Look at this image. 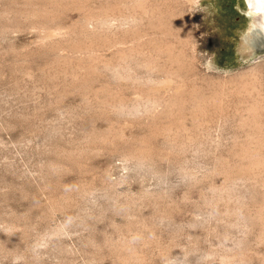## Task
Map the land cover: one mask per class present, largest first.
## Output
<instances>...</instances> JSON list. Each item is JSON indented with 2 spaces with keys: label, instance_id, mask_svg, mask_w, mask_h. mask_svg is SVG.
<instances>
[{
  "label": "rangeland",
  "instance_id": "374dc122",
  "mask_svg": "<svg viewBox=\"0 0 264 264\" xmlns=\"http://www.w3.org/2000/svg\"><path fill=\"white\" fill-rule=\"evenodd\" d=\"M247 8L0 0V264H264Z\"/></svg>",
  "mask_w": 264,
  "mask_h": 264
},
{
  "label": "bare ground",
  "instance_id": "6f19581e",
  "mask_svg": "<svg viewBox=\"0 0 264 264\" xmlns=\"http://www.w3.org/2000/svg\"><path fill=\"white\" fill-rule=\"evenodd\" d=\"M245 2H247V6L249 7V8H247V11H248V13L251 15V14H253V21L252 22H250L251 24H253L255 27H259L262 31H263V33H264V0H245ZM141 4V3H140ZM126 18H128V17H126ZM126 18L125 19H123V21L124 20H126ZM132 20V19H131ZM250 20H251V18H250ZM128 21H130V19L128 18ZM251 24H249V26H251ZM248 30H249V32H248V35H246V39L248 40V42H249V39H251V35H250V33H251V30H250V28H248ZM261 32V31H260ZM263 41V40H262ZM248 46H249V44H247V45H245V47H247L248 48ZM262 66V68H264L263 66H264V61H262V62H259V63H256V64H254L253 66H252V68L251 67H249L250 68V70H251V72L252 71H254L255 72V74H259V73H261L262 72V69L261 70H259L260 69V67ZM249 70V69H248ZM257 70H259V71H257ZM249 72V71H248ZM253 73V72H252ZM264 73V71L262 72V74ZM254 77H256V75L254 76ZM250 80H252L251 78H250ZM249 81V80H248ZM247 82V81H246ZM252 82V81H251ZM250 83V82H249ZM256 83V82H255ZM254 83V84H255ZM248 84V83H247ZM251 84V83H250ZM253 84V83H252ZM246 87H247V85H245ZM250 86V85H249ZM252 86V85H251ZM250 86V87H251ZM256 86V85H255ZM252 88V87H251ZM245 90V89H244ZM246 90H249L248 88H246ZM242 92H244V91H242ZM246 92V91H245ZM249 92V91H248ZM247 92V93H248ZM251 92V91H250ZM252 93H253V91H252ZM248 94H250V93H248ZM248 94H247V96H248ZM254 94V93H253ZM257 94V93H256ZM262 94V93H261ZM259 95V94H258ZM246 96V97H247ZM250 96H251V94H250ZM249 96V97H250ZM254 96H256V95H254ZM260 97L259 98H261V99H264V94L263 95H259ZM258 98V99H259ZM252 99H254V98H252ZM256 100V103L255 102H250V104L251 105H249V106H247L246 107V105L244 106V107H246V109H243V110H245V113H243V115H242V113H241V115H242V119L240 120L241 121V124L239 125V126H241L243 129H244V132H245V130H246V132H247V134H245V135H247V136H258V138L257 139H254V141L253 142H251V143H249V141L247 142V143H249V144H247L248 145V147L246 146V148H249V149H251V151L252 150H254V148H256L255 150H254V152L255 151H257V153L255 152H253V154H252V152L250 153V155L249 156H247V154H246V156H247V158L248 157H250L249 159L250 160H248V163L247 164H249V162H250V166L253 168V170H254V168H256V167H258V169L256 168V171L255 172H257V170H259L261 167V165H264V153H263V150H264V139L262 138V137H264V132H263V130H262V128H263V122L261 121V118H262V116L260 117V115H262V113L264 112V110H262L264 107V105L262 106H260V104H257V103H261L262 104V102H264V100H262V101H260L259 100V102H257L258 101V99L257 98H255ZM251 101H253V100H251ZM246 102H248L247 100H246ZM244 103H245V101H244ZM254 103V104H253ZM264 104V103H263ZM244 112V111H243ZM264 114V113H263ZM260 118V119H259ZM259 136H262V137H260L259 138ZM250 144H251V146L253 145L254 146V148H250ZM252 146V147H253ZM245 150H247V149H245ZM250 151V150H249ZM249 151H248V153H249ZM260 151H261V153H260ZM247 152V151H246ZM249 166V167H250ZM256 166V167H255ZM247 167H248V165H247ZM246 167V168H247ZM260 167V168H259ZM247 169H249V168H247ZM253 170H249V171H252L253 172Z\"/></svg>",
  "mask_w": 264,
  "mask_h": 264
}]
</instances>
